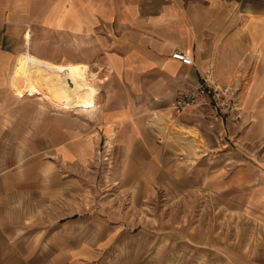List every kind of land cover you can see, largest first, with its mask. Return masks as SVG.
<instances>
[{
  "label": "rangeland",
  "instance_id": "374dc122",
  "mask_svg": "<svg viewBox=\"0 0 264 264\" xmlns=\"http://www.w3.org/2000/svg\"><path fill=\"white\" fill-rule=\"evenodd\" d=\"M64 6L34 0L31 13L0 12V36L9 27L16 34L0 76V119L59 118L80 136L66 179L98 223L115 229L94 258L264 264V19L225 6L212 15L216 29L192 52V65L150 70L120 86L84 61L96 48L93 57L105 53L108 47L93 43L112 31L64 28ZM23 52L88 64L92 103L66 110L35 92L14 93Z\"/></svg>",
  "mask_w": 264,
  "mask_h": 264
},
{
  "label": "crops",
  "instance_id": "0c3cea01",
  "mask_svg": "<svg viewBox=\"0 0 264 264\" xmlns=\"http://www.w3.org/2000/svg\"><path fill=\"white\" fill-rule=\"evenodd\" d=\"M67 1L61 0L65 6L59 11L64 28L112 31L101 44L93 43L108 47L105 53L93 57L96 48L84 61L95 64V71L103 67L120 86L150 70L171 72L189 66L171 53L181 49L193 58L208 30L216 29L218 19L212 15L225 13V6L264 19V0ZM33 3L0 0V12L31 13ZM12 30L0 36V76L13 55ZM79 137L59 118L51 122L19 114L0 119V264H148L131 254L105 263L94 258L115 229L98 223L66 179L67 159L74 155V145H80Z\"/></svg>",
  "mask_w": 264,
  "mask_h": 264
},
{
  "label": "bare ground",
  "instance_id": "6f19581e",
  "mask_svg": "<svg viewBox=\"0 0 264 264\" xmlns=\"http://www.w3.org/2000/svg\"><path fill=\"white\" fill-rule=\"evenodd\" d=\"M30 35L26 34L25 41ZM12 75L17 95L38 93L43 101L63 109L89 106L96 97L94 73L83 62H52L30 52L17 54Z\"/></svg>",
  "mask_w": 264,
  "mask_h": 264
},
{
  "label": "built area",
  "instance_id": "2783aa9c",
  "mask_svg": "<svg viewBox=\"0 0 264 264\" xmlns=\"http://www.w3.org/2000/svg\"><path fill=\"white\" fill-rule=\"evenodd\" d=\"M171 57L174 59H177L178 61H180L182 64H185V65L193 64L192 57L187 52L181 49H176L175 51H173L171 53Z\"/></svg>",
  "mask_w": 264,
  "mask_h": 264
}]
</instances>
